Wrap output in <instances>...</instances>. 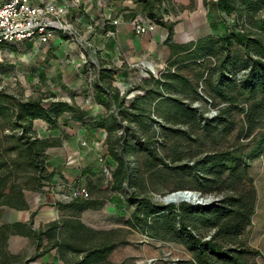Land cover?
<instances>
[{"label":"trees","instance_id":"obj_1","mask_svg":"<svg viewBox=\"0 0 264 264\" xmlns=\"http://www.w3.org/2000/svg\"><path fill=\"white\" fill-rule=\"evenodd\" d=\"M132 1L167 29L165 66L123 94L112 85L115 69L99 67L92 86L106 113L84 122L106 132L103 144L114 162L109 187L132 208L124 223L152 239L180 244L190 257L172 264H258L259 251L243 234L257 199L249 163L264 152V0H214L232 19L230 30L184 43L173 40L174 24L163 20L172 0ZM135 90L142 92L127 96ZM205 104L216 109L213 115H204ZM67 112H76L74 105L53 95L24 99L0 87V208L28 210L25 191L46 190L54 175L46 149L58 142L37 136L33 121L56 127ZM167 142L187 146L174 150L168 162L160 153ZM163 181L171 185L168 193L193 189L215 200L153 202L146 188L162 197L166 191L157 184ZM86 189L87 196L56 201L59 216L39 229L31 225L35 212L27 221L0 222V264L16 258L6 250L8 237L16 234L33 239L37 248L46 240L23 264L51 249L62 264L105 262L123 240L116 229H94L78 218L103 204Z\"/></svg>","mask_w":264,"mask_h":264},{"label":"crops","instance_id":"obj_2","mask_svg":"<svg viewBox=\"0 0 264 264\" xmlns=\"http://www.w3.org/2000/svg\"><path fill=\"white\" fill-rule=\"evenodd\" d=\"M8 0H0V4ZM33 5L53 4L66 9L63 21L72 28L73 33L58 34L45 43L33 40L14 42L10 46L11 54L23 50V57L29 56L33 50L43 49L39 77L42 82L45 69L50 70V95L59 96L72 103L76 112H67L59 116L57 126L49 127L41 120H34L33 125L37 136L51 137L57 140V145L46 149V166L54 175L46 186L31 202L27 200L28 210L9 209L10 218L7 221H27L31 212H35V220L47 222L57 217L56 201H66V195L73 185L90 183L94 178L95 167L99 162V152L106 132L103 129L91 127L92 118L106 113L98 103V92L92 83L99 67L115 69L113 86L120 94L128 86L136 85L141 78L162 69L168 54L165 38L166 28L155 24L154 30L135 34L133 23L140 21L148 24L150 21L143 13L140 4L132 0H31ZM163 20H169L165 16ZM168 22V21H167ZM173 24V22H172ZM173 25V40L175 39ZM198 38V37H197ZM0 45L3 48L10 47ZM14 49V50H13ZM44 81V80H43ZM87 177H89L87 179ZM56 258L54 251H50Z\"/></svg>","mask_w":264,"mask_h":264},{"label":"rangeland","instance_id":"obj_3","mask_svg":"<svg viewBox=\"0 0 264 264\" xmlns=\"http://www.w3.org/2000/svg\"><path fill=\"white\" fill-rule=\"evenodd\" d=\"M172 1L173 4L168 7L170 10L165 16H170L167 21L174 24L175 39L186 41L187 38L195 39L207 33L218 34L230 30L232 19L218 10L214 0H208L207 2L203 0ZM12 47L3 48L4 51L0 53V87L14 94L21 95L24 99L41 95L49 97L51 93L48 88L51 82H49L50 76L47 75L50 70L45 69L43 72L44 81L40 82L38 80L40 79L38 71L41 70L40 67L44 61L40 57L44 50H33L29 56L23 57V50L21 49L17 54H11ZM153 74L155 76L158 73L156 71ZM148 76L149 74L145 75L147 78ZM142 79L137 84L141 83ZM132 86L135 85L128 87ZM140 92L142 90H135L127 96L133 97ZM59 96H55V99H58ZM215 110L210 105L205 104L203 106L204 115L211 116ZM240 139L242 140V138ZM186 146V143L178 146L175 142H167L160 149V153L165 155L166 161L169 162L175 156L174 150H180ZM98 152L100 155L98 157L100 158L99 162L102 165L100 168L98 166L95 167L94 178L87 177L90 183L83 182L82 186L85 188L88 186L89 189L94 190V192H90V197L92 199H100L103 204L101 207L89 208L79 212L78 218L94 229H116L117 237L123 240V243L117 245L106 261L101 264H119L121 262L123 264H172L179 258H189V254L180 244L152 239L125 225L124 222L128 219L132 208L124 203L122 192L109 187L111 169L114 167V162L107 155L106 147L101 148ZM141 158V156H138L139 162H141ZM132 159L135 161L137 158L133 157ZM248 174L255 183L257 199L254 215L251 223L245 229L243 239L249 247L259 251L255 257L256 263L264 264V152L250 161ZM157 185L160 186L161 191H166V194L168 193V188L171 187L168 181L159 182ZM39 192L36 190L25 191V196L31 202L32 198ZM146 194L153 202L163 203L160 200L158 201L159 193L152 191L151 188H146ZM207 196L210 197L209 195ZM179 203L181 202L176 204ZM10 212L8 207H1L0 222H6L10 218ZM58 216L59 212L57 211ZM32 221L33 229H39L44 223H47L34 218H32ZM8 238L6 250L16 256L15 259L12 258L10 260V264H23L25 260L42 251L46 244V240H43L42 246L37 248L33 239L18 234L10 235ZM50 251L54 250H49L48 254L39 256L29 264H62L60 260L53 258Z\"/></svg>","mask_w":264,"mask_h":264},{"label":"built area","instance_id":"obj_4","mask_svg":"<svg viewBox=\"0 0 264 264\" xmlns=\"http://www.w3.org/2000/svg\"><path fill=\"white\" fill-rule=\"evenodd\" d=\"M66 9L51 3L33 5L31 0H8L0 4V45L33 40L45 43L58 34L73 33L72 28L63 21ZM135 34L154 30L155 23H133ZM87 196V189L82 186L71 187L65 196L67 200ZM215 200L214 197L210 196ZM66 200V201H67Z\"/></svg>","mask_w":264,"mask_h":264},{"label":"water","instance_id":"obj_5","mask_svg":"<svg viewBox=\"0 0 264 264\" xmlns=\"http://www.w3.org/2000/svg\"><path fill=\"white\" fill-rule=\"evenodd\" d=\"M175 194H178V195H184V194H187L188 197L191 196V200H188V199H183L181 200L180 202H187L189 204H200V205H207V203H211L213 202L214 200L211 199L210 197H204L200 192L198 191H195V190H187V189H184V190H175V192H171V193H168L162 197H159L158 198V201H162L164 204H170V203H178L176 201H171V200H166L165 198L168 197V196H173Z\"/></svg>","mask_w":264,"mask_h":264},{"label":"bare ground","instance_id":"obj_6","mask_svg":"<svg viewBox=\"0 0 264 264\" xmlns=\"http://www.w3.org/2000/svg\"><path fill=\"white\" fill-rule=\"evenodd\" d=\"M166 200H173V201H176V202H180L181 200L183 199H188V200H191V196L188 197L187 194H182V195H178V194H175L173 196H168L165 198Z\"/></svg>","mask_w":264,"mask_h":264}]
</instances>
